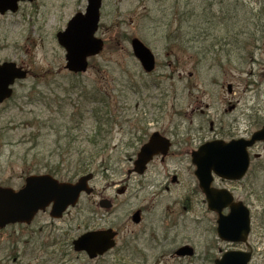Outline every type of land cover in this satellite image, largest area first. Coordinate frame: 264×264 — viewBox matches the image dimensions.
<instances>
[{"label": "rangeland", "instance_id": "374dc122", "mask_svg": "<svg viewBox=\"0 0 264 264\" xmlns=\"http://www.w3.org/2000/svg\"><path fill=\"white\" fill-rule=\"evenodd\" d=\"M40 1L47 6L42 20L19 14L12 18V26L7 24L9 19L0 17V57L17 60L31 72L27 80L15 86L14 98L0 105V185L15 189L21 187L22 178L28 172L30 164L23 163V156L27 154L45 157L48 164L62 161L60 167L63 169L64 180H77L82 174L76 175V164L80 158L88 160L91 156L86 138L94 130V122L89 114L92 105H87L84 109V122L76 131L78 139L73 146L84 151L83 155L80 156L76 149L69 152L64 141L58 145L53 131H48L38 146L26 140V134L31 130L27 120L35 116L46 119L52 113L42 104H31L27 95L31 91L48 95L57 86L68 85L69 77L72 76L64 69L65 51L59 46L56 33L65 29L67 22L78 11L84 13L87 6L86 0ZM168 1L103 0L97 36L105 41V49L99 56L91 59L88 72L78 78L80 83L96 82L105 93L114 89L117 94L121 90L124 97L119 98L118 102L119 112L116 118L119 123L107 136L106 150L91 166L94 179L90 185L95 193L92 196L84 195L80 204L71 209L62 220L52 221L48 214L41 215L28 228L16 225L0 231V264H14L12 260L16 255H19V264H40L43 257L48 256L38 250L39 242L59 240L61 243L64 237L72 240L87 230L107 228L115 225L121 214L129 213L146 202L138 199L134 193L147 178L138 181L136 176L129 177L127 172L132 169L133 160L142 144L138 142V138L145 132H154L155 128L151 123H156V118H161L159 123L169 124L171 128L181 125L182 130L186 128L185 124L198 128L203 123L204 132L212 136L209 128L210 123L215 122L217 97L227 102L230 100L228 85H232V89L237 91H264V0H215L216 15L223 10L232 14L236 7L241 14L247 16L240 24L243 26L242 34L249 35L251 32L254 40L246 39V36L238 37L241 41L228 47L230 54L232 53V61L229 63L228 56L223 55L220 59L223 67L215 69L211 74L208 68L197 70L194 66L196 60L189 52L177 51L174 54L178 58L176 60L170 55L161 34L150 27L152 25L148 18L160 16L165 9L171 8ZM248 10L252 14L261 11L258 27L251 24H256L257 19L253 21ZM246 25L249 26L245 27ZM134 37L141 39L156 56L157 67L151 74L144 73L133 55L130 41ZM243 43H248L244 47L247 48V53L239 52L244 49ZM252 81L257 84L255 87ZM132 84H135V88L139 86L140 91L130 90ZM125 88L128 93L123 92ZM114 100L117 101V97ZM193 109L196 110L195 114H192ZM71 112L72 107H67V113ZM34 166L36 169L39 167ZM184 180L181 186L171 189L166 201H180L192 189L194 182L187 172L184 173ZM119 184L128 186L127 192L121 196L117 191ZM150 193L151 190L145 193L147 200L150 199ZM103 197L121 203L122 212L116 209L109 215L108 211L101 209L98 202ZM196 197L195 203L199 207L197 214L201 220L197 224L188 225L186 235L189 238H172L171 256H167L165 264H214V259L220 258L225 251L240 248L213 238L212 217L204 212V207L202 209V196ZM257 215L255 223L259 222ZM127 224V228L121 232L122 236L128 234L127 230H133L132 224ZM29 235L43 238H31L28 241L29 238L25 237ZM258 237L256 234L255 238L248 240L247 251H253L250 264H264V238ZM187 244L194 247L195 255L182 261L174 260V251ZM50 251L57 252L56 260L51 258L46 264H68V257L62 258L59 250ZM79 258L84 264H113L118 261L116 251L98 260H89L84 255Z\"/></svg>", "mask_w": 264, "mask_h": 264}, {"label": "flooded vegetation", "instance_id": "af4514ba", "mask_svg": "<svg viewBox=\"0 0 264 264\" xmlns=\"http://www.w3.org/2000/svg\"><path fill=\"white\" fill-rule=\"evenodd\" d=\"M45 7L47 6L44 2L39 0L31 3L22 2L19 4L18 12L0 13V17L9 19L7 24L12 26H14L12 18L19 14L22 17L26 14L42 20ZM19 23L21 24V21ZM0 61L2 63L13 61L20 67L25 66L17 60L0 57ZM228 94L231 95L228 102L217 97L215 124L210 125V131L214 134L212 139H206L202 125H198V128L185 125L184 130L180 127L181 125H178L173 129L169 124L159 123L161 120L159 117L155 119L156 123H151L156 131L169 138L171 148L167 155L154 156L147 165L144 175L138 177L147 178V180L139 184V189L134 194L138 199L146 202L129 213L121 214L117 217L116 224L109 226L118 232L117 264H165L167 256H171L172 238H189L186 235L188 225L197 224L201 220L197 214L198 204L195 203L196 196L199 195L202 196L200 203L202 209L204 207V212L212 217L213 238H221L218 232L219 220L228 218L233 213L238 215L237 223L231 227L233 236L255 238L258 234V238H264V139H253L264 128V91L228 90ZM147 137L148 134H145L144 138ZM211 140H215V174H213L212 183L215 189L214 211L207 209L205 197L195 176L197 167L193 162L194 154L204 143ZM23 157V162L30 165H28L27 174L22 178V188L31 175H47L61 181L62 173L58 171L57 164H46L45 162L48 161H45V157L42 156ZM221 157H228L229 162L219 164ZM34 164L39 166V170ZM227 166L230 170L224 171L223 168ZM185 172L194 182L192 189L180 201H166L167 194H171V189L185 182ZM137 180L140 181V179ZM149 190H151L150 199L147 200L145 193ZM124 193L119 191L118 195L121 196ZM142 193L143 196H141ZM111 201L113 210L108 214L112 215L116 209L122 212V204L120 203V206L115 200L111 199ZM49 212L50 208L41 214L49 215ZM136 212L140 215L139 223L132 221L133 214ZM69 213L70 211L62 219ZM255 215L258 216V223H255ZM129 222L133 230H127L128 234L122 236ZM182 246L184 245L177 249ZM248 246L246 245V248ZM172 258L176 261L187 259L174 256Z\"/></svg>", "mask_w": 264, "mask_h": 264}, {"label": "water", "instance_id": "95a60500", "mask_svg": "<svg viewBox=\"0 0 264 264\" xmlns=\"http://www.w3.org/2000/svg\"><path fill=\"white\" fill-rule=\"evenodd\" d=\"M25 0H0V13L8 10L17 11V3ZM32 1V0H29ZM85 14L75 15L68 23L65 31L57 34V39L66 51V69L73 73H85L88 69V59L97 56L104 48V42L96 37L100 23L102 0H87ZM134 56L139 60L147 73L155 69L156 59L152 51L139 39L131 42ZM27 71L18 68L14 63H0V102L11 97V86L15 81L23 80ZM230 88V87H229ZM264 138V129L256 135ZM222 146V145H221ZM170 142L160 137L158 133L152 135L145 144L135 162L134 171L142 174L146 165L156 154H167ZM195 172L200 188L206 196L208 207L215 210V190L212 189L213 172L215 173V141L204 144L194 154ZM228 157H221L219 164L228 163ZM224 171H229L227 166ZM228 173V172H226ZM92 174L82 176L75 184L61 183L50 176H32L27 179L26 186L15 191L12 188L0 187V229L14 224H30L40 211H45L51 205V217L60 219L69 207H75L82 193L90 195L93 189L89 187ZM100 207L110 209L111 203L102 200ZM238 215L219 220V233L222 240L244 242L247 238H236L231 227L237 223ZM139 222V214L133 217ZM234 223V225H233ZM117 233L113 229L91 231L83 234L73 242L76 252H85L89 258L95 259L104 255L116 245ZM190 248H183L179 255H192ZM251 254L244 252H228L215 264H248Z\"/></svg>", "mask_w": 264, "mask_h": 264}, {"label": "trees", "instance_id": "16d2710c", "mask_svg": "<svg viewBox=\"0 0 264 264\" xmlns=\"http://www.w3.org/2000/svg\"><path fill=\"white\" fill-rule=\"evenodd\" d=\"M171 8L165 9L162 15L148 18L150 26L161 34L167 49L170 50L176 60L175 53L189 52L196 60L194 66L199 70L208 68L209 74L215 72L216 59H222L223 55L229 56V48L233 44L241 41L238 36H242V28L240 24L245 21L246 17L235 7L232 14H228L223 10L222 13L216 15L215 0H169ZM184 7V9H183ZM250 18L256 24L251 23L254 27L259 26L261 17L259 13H251L247 11ZM249 25H246L247 27ZM244 27V28H245ZM253 35L249 32L248 36ZM188 36L194 37L188 38ZM251 39V38H246ZM231 42V43H230ZM231 56V55H230ZM222 67V64H221ZM213 70V71H212ZM132 81L131 78H129ZM95 83V84H94ZM86 84L80 83L78 78L72 80L67 86H62L58 91H52L49 95L37 92L31 93L33 103H41L52 113L46 119L33 118L27 120L29 126L34 128L29 135L26 136L28 142L33 141L35 145L39 144V137L45 138V130L50 127L54 132L59 134L57 143L62 144L63 141L71 152L76 149L79 155H83L84 151L73 147L77 142L78 136L76 131L84 122V109L87 105H92L89 110L90 118L94 122V130L86 138V143L90 147L91 156L80 158L76 164V175L87 173L91 170V166L98 156L107 148V136L110 130L119 123L116 114L119 112V98L124 97L121 90L116 92L112 89L109 93L102 91V88L96 83ZM130 90L140 91V87L135 84L130 85ZM128 93L127 88L123 90ZM117 97V101L114 98ZM45 103V104H43ZM72 107V112L67 113L66 108ZM114 107V110H112ZM115 114V116L113 115ZM62 141V143H61ZM61 172L60 169H58ZM46 247V246H45ZM70 242L60 244L62 255L70 253Z\"/></svg>", "mask_w": 264, "mask_h": 264}]
</instances>
